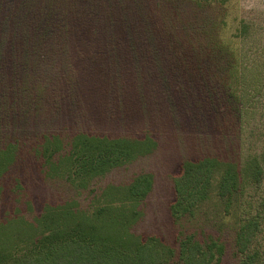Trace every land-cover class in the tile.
<instances>
[{"label": "rangeland", "instance_id": "1", "mask_svg": "<svg viewBox=\"0 0 264 264\" xmlns=\"http://www.w3.org/2000/svg\"><path fill=\"white\" fill-rule=\"evenodd\" d=\"M195 3L0 0V148L19 144L2 179L0 220L16 208L33 218L45 203L88 205V191L46 177L36 150L47 134H152L153 152L94 186L152 172L134 230L171 244L179 230L169 210L173 177L184 160L213 156L243 168L258 158L264 169V0ZM224 43L238 59L233 70L225 56L216 67L206 64ZM234 70L235 93L227 88ZM263 201L264 170L232 201L215 190L186 228L220 235L227 243L220 264H239L237 230Z\"/></svg>", "mask_w": 264, "mask_h": 264}, {"label": "trees", "instance_id": "2", "mask_svg": "<svg viewBox=\"0 0 264 264\" xmlns=\"http://www.w3.org/2000/svg\"><path fill=\"white\" fill-rule=\"evenodd\" d=\"M193 1L200 6L203 1L212 2ZM218 53L206 64L216 67L225 56L226 66L233 70L238 59L232 45L222 44ZM229 77L227 88L231 91L237 72H230ZM157 146L150 133L110 136L79 132L69 138L59 133L43 135L36 151L46 177L62 179L78 191H88L90 200L86 207L76 199L45 203L33 218L20 208L11 211L0 220V264L222 263L227 253L226 241L213 233L192 232L186 224L196 220L215 190L220 198L232 201L245 181L258 182L264 170L262 163L253 158L241 168L235 162L213 156L184 160L173 177L174 198L169 210L179 230L175 244H171L159 235H142L134 230L144 217L143 204L154 187L152 172L136 174L125 183L94 186L98 179L150 154ZM18 150L17 141L0 148V202L2 179L16 162ZM261 206L237 230L234 254L239 264H264V244L260 240L264 201Z\"/></svg>", "mask_w": 264, "mask_h": 264}]
</instances>
